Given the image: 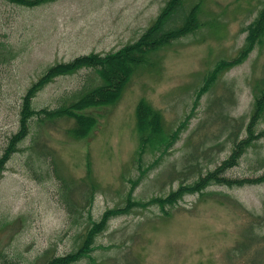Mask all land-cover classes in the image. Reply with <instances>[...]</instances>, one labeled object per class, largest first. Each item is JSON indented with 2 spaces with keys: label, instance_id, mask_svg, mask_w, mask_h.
Returning <instances> with one entry per match:
<instances>
[{
  "label": "rangeland",
  "instance_id": "1",
  "mask_svg": "<svg viewBox=\"0 0 264 264\" xmlns=\"http://www.w3.org/2000/svg\"><path fill=\"white\" fill-rule=\"evenodd\" d=\"M167 1L56 0L28 7L0 0V155L20 128L23 95L51 65L138 40ZM196 3V32L151 54L152 64L136 69L117 103L82 111L97 120L87 136L71 135L75 121L67 115L30 119L28 136L0 178V264L4 258L46 264L77 252L93 221L125 207L134 186L136 201L167 196L216 169L234 142L248 136L264 90V35L197 105L195 99L217 63L238 55L264 0H185L187 8ZM100 84L93 69L57 76L32 107L69 105L84 87ZM142 99L162 112L167 132L185 121L166 153L149 146L137 154ZM263 130L264 115L255 134ZM262 175L264 136L225 172L231 179ZM72 264H264V182L211 184L203 196L186 194L165 209L152 203L117 214Z\"/></svg>",
  "mask_w": 264,
  "mask_h": 264
},
{
  "label": "trees",
  "instance_id": "2",
  "mask_svg": "<svg viewBox=\"0 0 264 264\" xmlns=\"http://www.w3.org/2000/svg\"><path fill=\"white\" fill-rule=\"evenodd\" d=\"M15 4L34 7L56 0H6ZM200 3H196L190 8L185 6V0H168L163 6L158 16L143 31L138 40L127 44L118 51L101 54L91 52L76 56L67 62H58L51 65L45 74L37 82L32 83L23 95L20 109V128L13 133L0 155V178L5 170L7 162L11 156L20 150L19 144L28 136L30 132V119L38 116L40 120L46 118L61 117L67 115L74 118L75 124L70 133L76 138L87 136L92 128L97 124L94 116L82 112L88 107L115 104L122 97L124 88L130 81L136 69L141 65L152 64L151 54L169 46L174 41L196 32L201 27L199 18ZM246 42L238 55L230 60H222L209 73L204 85L197 91L195 104L206 93L219 75L228 69L242 63L255 48L256 44L264 35V5L258 16L250 23ZM262 41V40H261ZM260 41V43H261ZM93 69L102 79V84L92 88L84 87L76 98L69 105H61L56 109L42 108L34 109L32 99L46 84L52 82L55 77L76 73L81 69ZM264 115V90L256 96L254 109L250 121L247 125L248 136L235 141L232 153L222 161L213 171L201 174L193 183H183L177 189L172 190L167 196H156L151 200L141 202L133 200L132 190L125 207L107 210L101 221L94 222L89 227L83 245L77 252H71L63 256L51 258L46 264H72L84 258L97 236L107 227L111 217L120 213L128 212L134 207H144L149 204H157L165 209L167 205H174L186 194L199 192L201 196L204 189L211 184L221 185H244L247 183L264 182V175L254 178L231 179L225 176L228 168L235 166L241 156L245 153L253 139L264 136V130L260 134H255V126ZM137 130L139 133L140 146L137 154L141 156L147 152V148L160 147L163 153L168 151L180 136L184 126L183 121L173 132H167L164 127L162 112L154 108L149 102L142 99L136 110ZM42 121V122H43ZM145 173V169L142 170ZM137 183V182H136ZM128 192V193H129ZM5 264H21L14 259L4 258Z\"/></svg>",
  "mask_w": 264,
  "mask_h": 264
}]
</instances>
